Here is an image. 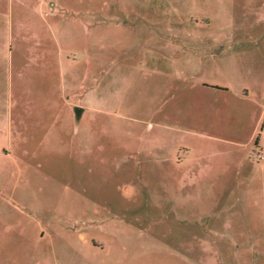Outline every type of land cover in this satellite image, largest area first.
<instances>
[{
	"label": "rangeland",
	"instance_id": "rangeland-1",
	"mask_svg": "<svg viewBox=\"0 0 264 264\" xmlns=\"http://www.w3.org/2000/svg\"><path fill=\"white\" fill-rule=\"evenodd\" d=\"M51 3L57 13L46 18L61 26L68 62L61 86L71 100L95 97L94 108L79 129L66 112L53 122L35 161L43 171L0 168V264H264V170L249 165L264 161L256 145L264 140V0H0V128L14 105L19 48L30 56L31 29H45L57 47L44 26ZM195 41L212 43L202 64L220 69L203 78L232 87L220 104L239 105L207 120L244 130L246 141L255 133L249 146L202 145L206 138L195 134L205 130L195 124L189 58L165 53ZM53 81L56 89L57 72ZM154 144L162 160L147 157ZM205 150L231 168L174 173L179 159L194 163ZM6 151L0 131V163ZM23 204L30 222L15 209Z\"/></svg>",
	"mask_w": 264,
	"mask_h": 264
},
{
	"label": "crops",
	"instance_id": "crops-1",
	"mask_svg": "<svg viewBox=\"0 0 264 264\" xmlns=\"http://www.w3.org/2000/svg\"><path fill=\"white\" fill-rule=\"evenodd\" d=\"M52 7L49 12L44 13V26L46 30L55 32L54 41H56V48H53V40L45 39V29L33 27L31 34L28 37L30 46V56L25 58L18 50L16 73L13 76L14 81V105L8 110L7 120L3 121L0 131L3 139H5L7 148L11 147V152L6 151L2 158L3 162L0 163V168L5 170L7 166L14 165L15 172L18 174L31 175L35 172L43 171L42 163H35L38 154L43 153V146L51 142L53 122L59 123L62 121L60 117L62 112H66L68 122L74 125L76 129L81 127L82 120L87 117L89 110L93 109L94 98L84 101L79 99L78 101L71 100L70 91L67 88H63L61 83L67 81V59L63 53V41L60 38L61 26L59 24L54 25L49 22L46 17L56 16L57 8L54 3H51ZM16 24L10 23V29L15 30ZM56 27V28H55ZM22 31V28L17 29ZM85 30V27H84ZM30 31V30H26ZM50 41V42H49ZM184 43V44H183ZM176 46H166L165 53L171 49L172 54L177 57H181L186 54L189 58L188 68L191 71V77L195 80L192 84V89L197 92L195 95L196 102L192 106L193 110L199 111V114L195 118V124L199 126V129L203 131H195V134L204 136V144L210 141L226 142L234 145L235 147H247L252 143V136L246 141L244 136V130L229 128L226 125L227 122L220 123L218 121L207 120L208 115H212V111L222 114L228 111L236 110L239 105L234 102L228 104L226 101L220 104V100L226 99L232 90V87L226 84H222L214 79L206 80L203 76L210 74L218 75L220 69L218 65L214 68H204L201 58L205 57V53L211 51L213 45L211 42H198L193 44H186L185 42ZM19 44H23L20 40ZM169 45V44H167ZM169 55V54H168ZM209 67V66H208ZM55 72L58 73V86L53 88V77ZM182 75V73L180 74ZM264 112V111H263ZM263 115V113H262ZM261 115V117H262ZM261 117L256 123L255 131L257 132L258 126L261 122ZM75 119V121H74ZM51 122V123H48ZM77 123V125H76ZM227 129H233L229 132ZM51 136V137H50ZM262 136V134H261ZM259 138L256 145L259 148L258 154L264 152V140ZM117 147V141L113 140L111 135L109 136V152L111 153ZM131 143L124 142L122 148L125 151H129ZM159 144L151 145L150 148L145 150L147 157H153L156 160H162L161 155L154 149L158 148ZM209 146H205L207 149ZM207 150L203 153H194V163L190 162L184 164L179 159L176 165H173L174 173L179 176L184 175H200L208 176L217 174L225 170L230 169L229 166H221L220 164L213 163L214 154H207ZM264 154V153H263ZM133 151H129V157H132ZM249 158V156L247 157ZM264 160V155L262 156ZM39 164V165H36ZM234 168L244 169L245 166L235 163ZM250 168L264 170V161L258 162L257 165L249 163ZM233 168V169H234ZM185 180V179H184ZM193 180V177L190 178ZM184 182L183 179L180 180ZM20 182L18 183V185ZM25 186V182L21 183ZM184 185V184H183ZM20 186V185H19ZM2 188L0 186V192ZM24 205V204H23ZM30 207L24 205L23 207H16L21 217L30 222L32 219V213ZM23 221L19 219V222ZM20 225V224H19ZM23 231H27L26 227H23ZM4 233H0V237H3ZM2 239H0V242ZM1 250V249H0ZM4 250V248L2 249Z\"/></svg>",
	"mask_w": 264,
	"mask_h": 264
}]
</instances>
